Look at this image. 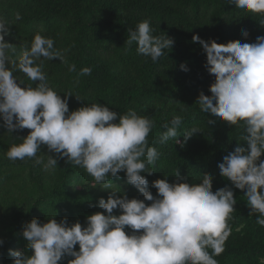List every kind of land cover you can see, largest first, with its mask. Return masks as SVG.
Listing matches in <instances>:
<instances>
[{"label":"clouds","instance_id":"clouds-1","mask_svg":"<svg viewBox=\"0 0 264 264\" xmlns=\"http://www.w3.org/2000/svg\"><path fill=\"white\" fill-rule=\"evenodd\" d=\"M228 3L264 15V0ZM20 18L16 13V19ZM8 26L0 18V127L10 132L29 131L17 136L21 142L8 148L7 158H35L45 171L54 169L58 158H66V163L84 168L96 185H104L103 189L111 188L106 183L108 177L119 179L124 172L126 183L144 198H129L126 192L116 195L121 190H111L107 199L98 200V207L104 211L87 215L84 225L78 220L69 223L66 217L57 221L56 213L44 223L34 217L22 232L26 250L9 249L11 264H60L66 257H71L67 264H218L214 257L224 251L230 234L227 221L235 210L232 188L213 191V175L203 173L199 182L192 183L177 170L171 183L166 175L151 182L156 189L153 195L143 175L153 174L149 166L154 168L160 155L155 147L148 146L152 120L133 109L117 113L97 102L70 111L68 96L72 93L61 98L36 63L41 57L66 62L54 48V40L37 31L18 59H11L8 51L15 52V48L5 40L10 34ZM128 32L127 44L135 42L137 52L153 62L174 44L166 35H152L148 20L138 22ZM242 35L247 37L249 33L245 30ZM192 41L202 46L205 67L214 75L209 86L211 95L201 91L196 100L200 110L229 125L243 122L242 139L247 147L238 143L224 155L218 163L219 173L235 188L244 190L249 215L257 214V224L264 226V36L256 37L253 43H218L194 34ZM180 67L188 70L183 63ZM14 70L35 83L18 81ZM69 71H75V65H70ZM91 71L84 67L80 75H90ZM181 123V116L165 123L160 143L175 139L183 147L177 139ZM208 123L215 121L210 119ZM198 131L194 128L184 133L185 142ZM42 145L57 155H48L45 162L37 156ZM3 243L0 239V245ZM27 250H31L30 255Z\"/></svg>","mask_w":264,"mask_h":264},{"label":"trees","instance_id":"trees-1","mask_svg":"<svg viewBox=\"0 0 264 264\" xmlns=\"http://www.w3.org/2000/svg\"><path fill=\"white\" fill-rule=\"evenodd\" d=\"M16 13L20 14L19 20ZM0 18L9 24L10 34L5 40L15 48V52L8 51L11 59H18L37 31L54 40V48L66 62L41 57L36 63L61 98L72 93L68 96L70 111L97 102L117 113L133 109L152 120L148 146L155 147L160 155L154 168L149 166L153 174L143 175L153 195L156 189L151 182L166 175L171 183L177 170L192 183L199 182L203 173L213 175V191L231 187L236 204L227 221L230 234L224 251L214 259L218 264H264V226L257 224V214L249 215L244 190L235 188L218 168L223 156L238 143L247 147L242 139L243 122L229 125L200 110L196 100L201 91L211 95L209 86L214 75L205 67L202 46L192 41L197 34L218 43H253L256 37L264 36V15L236 8L228 0H0ZM143 20L150 22L152 35L174 40L156 62L139 54L135 42H126L128 30ZM245 30L247 37L242 35ZM182 63L187 71L181 69ZM70 65H75V71H69ZM84 67L91 68L90 75H80ZM13 75L25 84L35 83L21 71L14 70ZM174 116L182 117L177 139L183 147L175 139L160 143L163 125ZM210 119L215 123H208ZM194 128L199 131L185 142L184 133ZM28 131L10 132L0 127V239L4 241L0 245V264H11L9 249L26 250L22 232L34 217L44 223L56 213L57 221L66 217L69 223L78 220L84 225L87 215L104 211L98 207V200L107 199L111 190H121L116 195L126 192L129 198L144 199L126 183L124 172H120L119 179L108 177L106 183L111 188L103 189L104 185H96L84 168L66 163V158H58L57 166L49 171L35 158L9 160L8 148L20 143L17 136H25ZM48 155L57 154L42 145L37 156L46 162ZM69 259L60 264H67Z\"/></svg>","mask_w":264,"mask_h":264}]
</instances>
